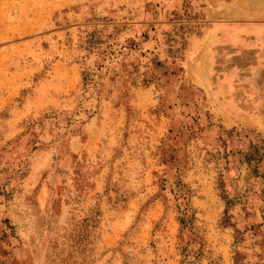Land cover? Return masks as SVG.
Segmentation results:
<instances>
[{"label":"rangeland","instance_id":"obj_1","mask_svg":"<svg viewBox=\"0 0 264 264\" xmlns=\"http://www.w3.org/2000/svg\"><path fill=\"white\" fill-rule=\"evenodd\" d=\"M0 264H264V0H0Z\"/></svg>","mask_w":264,"mask_h":264}]
</instances>
